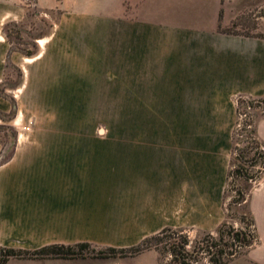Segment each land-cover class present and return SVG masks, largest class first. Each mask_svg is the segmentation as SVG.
Masks as SVG:
<instances>
[{
    "label": "crops",
    "instance_id": "crops-1",
    "mask_svg": "<svg viewBox=\"0 0 264 264\" xmlns=\"http://www.w3.org/2000/svg\"><path fill=\"white\" fill-rule=\"evenodd\" d=\"M228 1L33 0L48 25L22 50L10 45L5 27L24 21L27 4L0 0V83L9 64L20 71L19 93L0 91V127L19 135L23 111L33 108L36 116L26 134L35 143L16 145L0 163V247L127 248L163 227L215 229L225 217L235 98L264 96L263 20L249 33L221 31L234 15H225ZM114 3L120 11L110 10ZM184 7L204 8L207 18H185ZM172 9L178 17L157 13ZM105 74L125 84L130 120L154 129L128 130L117 137L126 142L103 156L98 147L89 151L87 132L59 135L46 124L66 122V108L100 89ZM254 129L264 145V116L255 117ZM246 207L257 242L226 264H264V170ZM10 263L160 264V257L147 249L111 258L10 257L4 264Z\"/></svg>",
    "mask_w": 264,
    "mask_h": 264
},
{
    "label": "trees",
    "instance_id": "trees-1",
    "mask_svg": "<svg viewBox=\"0 0 264 264\" xmlns=\"http://www.w3.org/2000/svg\"><path fill=\"white\" fill-rule=\"evenodd\" d=\"M264 16V14H262ZM219 11L218 17L220 18ZM227 33H236L226 28L220 29ZM263 36L262 34H259ZM31 52H27L30 54ZM264 116V96L251 97L238 95L235 98L236 119L231 133V149L223 198L227 192H232L227 205L241 206L238 215H230L224 204L225 217L213 231L200 232L201 237L191 241L183 228L163 227L157 232L145 236L136 244L127 248L97 246L88 242L73 244H48L32 250L0 247V264L12 258H76L95 257L111 258L133 256L147 249H154L160 255L167 257L165 264H195L205 259L208 264H226L242 255L257 242L253 218L246 207L247 196L264 170V145L259 141L254 129V119L257 114ZM246 117L239 120V116ZM243 136L245 144L234 146V137ZM241 179V184L235 180ZM224 203V202H223ZM235 217L239 226H233L228 218Z\"/></svg>",
    "mask_w": 264,
    "mask_h": 264
},
{
    "label": "rangeland",
    "instance_id": "rangeland-1",
    "mask_svg": "<svg viewBox=\"0 0 264 264\" xmlns=\"http://www.w3.org/2000/svg\"><path fill=\"white\" fill-rule=\"evenodd\" d=\"M195 2V1H194ZM25 6V17L24 21L21 24H8L6 29L7 39L10 42L11 46L18 47L22 50L26 48L31 49V37L41 35L45 33L47 29V22L41 14H37L35 7H33V0H24ZM225 15L231 18V23L225 27L229 31L249 33L252 30V25L255 20H263L262 29L264 30V18H256L258 14H264V0H229L226 2L225 6ZM185 13V18H207L204 16V8H193L187 10L186 7L183 8ZM112 11H120L117 3L112 4L110 7ZM106 11V10H105ZM167 15V17L175 18L178 17V13L175 9L159 11ZM110 14V13H106ZM112 15V14H111ZM206 15V14H205ZM51 19L57 17V13H49ZM260 22V21H259ZM260 26V24H259ZM104 82L98 84L97 86L100 89L87 91V97H82L80 100H73V103H78L79 105H73L69 108H66V122L63 123H51L46 124L51 131H83L87 132L88 139L87 144L89 151L98 147L102 149L103 156L105 152H109L110 148L121 147L122 142H126V138L117 139V137L125 136L128 130H151L153 124H144L143 122H134L130 120L129 109L126 105L127 103V91L122 90L121 88L125 84H113L109 80L112 79V76L105 74ZM20 79V71L17 67L9 64L3 74L2 82L0 83V91H5L4 95L10 97V94H17L19 91H16L15 85ZM109 79V80H107ZM8 94V95H7ZM17 98V96H16ZM22 102V101H21ZM125 105H122L124 104ZM26 109V107H24ZM33 112H26V111ZM26 111H23V121L21 124L22 134H17L13 127L9 125H3L0 127V163L6 161L12 154L15 146L20 145H30L35 143V139L31 138L30 135H27V132H30L32 127V121L36 117L34 115L33 108H27ZM255 114H259V110H255ZM12 114H8L10 117ZM34 115V116H33ZM57 118V115H56ZM59 118V115H58ZM243 118V117H242ZM37 119V118H36ZM41 124L42 119L38 118ZM37 119V120H38ZM60 119V118H59ZM63 120V119H61ZM241 120V119H240ZM37 123V122H36ZM158 129V128H155ZM175 130V124H169V128ZM60 133V132H59ZM61 135V133L59 134ZM26 136V137H25ZM18 140V143H16ZM47 141V140H46ZM234 146L242 147L245 144V139L243 136H235ZM59 150L57 151V154ZM62 155H56L55 158H61ZM242 180H235V184H241ZM232 192H227L225 198H223L224 204L227 206L228 212L230 215H238L242 211L241 206L238 205H227L230 200ZM228 221L233 224V226H239V221L235 217L228 218ZM188 238L193 241L201 237L199 231L196 230H186L185 231ZM87 257V256H85ZM167 257L160 255V264H165ZM13 264V263H10ZM195 264H208L207 261L203 258L200 259Z\"/></svg>",
    "mask_w": 264,
    "mask_h": 264
},
{
    "label": "built area",
    "instance_id": "built-area-1",
    "mask_svg": "<svg viewBox=\"0 0 264 264\" xmlns=\"http://www.w3.org/2000/svg\"><path fill=\"white\" fill-rule=\"evenodd\" d=\"M242 117L245 118L246 116H245L244 114H241V115L239 116V120H240V119H243Z\"/></svg>",
    "mask_w": 264,
    "mask_h": 264
}]
</instances>
